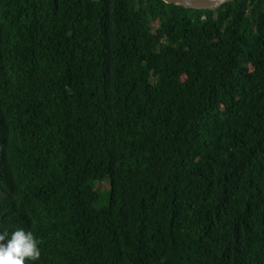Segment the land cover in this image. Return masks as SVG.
Segmentation results:
<instances>
[{"label":"trees","instance_id":"16d2710c","mask_svg":"<svg viewBox=\"0 0 264 264\" xmlns=\"http://www.w3.org/2000/svg\"><path fill=\"white\" fill-rule=\"evenodd\" d=\"M21 229L25 264H264V0H0V243Z\"/></svg>","mask_w":264,"mask_h":264},{"label":"clouds","instance_id":"9594fccd","mask_svg":"<svg viewBox=\"0 0 264 264\" xmlns=\"http://www.w3.org/2000/svg\"><path fill=\"white\" fill-rule=\"evenodd\" d=\"M7 231L0 235V242L7 237ZM37 240L31 231L16 230L7 244L0 243V264H25V260L38 261L41 256Z\"/></svg>","mask_w":264,"mask_h":264},{"label":"water","instance_id":"95a60500","mask_svg":"<svg viewBox=\"0 0 264 264\" xmlns=\"http://www.w3.org/2000/svg\"><path fill=\"white\" fill-rule=\"evenodd\" d=\"M165 4L191 10L216 11L235 0H161Z\"/></svg>","mask_w":264,"mask_h":264},{"label":"rangeland","instance_id":"374dc122","mask_svg":"<svg viewBox=\"0 0 264 264\" xmlns=\"http://www.w3.org/2000/svg\"><path fill=\"white\" fill-rule=\"evenodd\" d=\"M108 182H105L104 184H102V189H103V195H107L109 194V188L107 187L108 186ZM106 204V203H105Z\"/></svg>","mask_w":264,"mask_h":264}]
</instances>
